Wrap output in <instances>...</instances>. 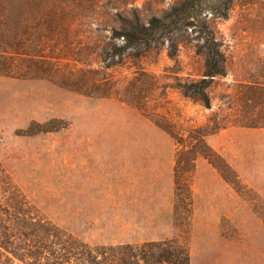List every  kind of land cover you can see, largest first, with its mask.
Here are the masks:
<instances>
[{
	"label": "rangeland",
	"instance_id": "obj_1",
	"mask_svg": "<svg viewBox=\"0 0 264 264\" xmlns=\"http://www.w3.org/2000/svg\"><path fill=\"white\" fill-rule=\"evenodd\" d=\"M3 1L17 12L0 26V264L53 263L67 235L91 248L172 242L190 264H264V0L209 15L227 59L210 108L179 88L205 72L193 29L174 58L165 40L105 60L122 19L147 23L182 0ZM33 123L49 132L26 134Z\"/></svg>",
	"mask_w": 264,
	"mask_h": 264
},
{
	"label": "trees",
	"instance_id": "obj_2",
	"mask_svg": "<svg viewBox=\"0 0 264 264\" xmlns=\"http://www.w3.org/2000/svg\"><path fill=\"white\" fill-rule=\"evenodd\" d=\"M235 1L182 0L169 11L159 17L151 18L147 23L138 16H134L132 19L124 18L120 22L121 28L112 30V43L105 52V60L111 61L115 57L122 56L138 59L143 53L164 45L165 40L169 41V55L174 58L178 40L176 36L182 33L186 34L189 29H193L192 33H198L200 41L197 49L206 59L205 72L201 80L189 84H179V88L185 96L210 108L207 89L213 83L214 78L226 76L227 59L222 49L223 42L218 38L215 28L212 27L209 15L213 19H227ZM24 8L31 11L30 5H26ZM15 12H17V6L6 4L0 0V26L13 23ZM119 40L124 41L121 46L117 43ZM3 45L11 47V44H6V42H3ZM0 48L2 49L1 44ZM44 129L45 125L33 123L25 133L35 135L49 132ZM198 153L206 158L225 180L234 182L230 168L214 151L207 148V152L200 151ZM28 226L34 227L36 224H28ZM65 243V253L50 264H190L187 250L172 242L148 243L135 247L91 248L67 235ZM1 247L5 249V247Z\"/></svg>",
	"mask_w": 264,
	"mask_h": 264
}]
</instances>
